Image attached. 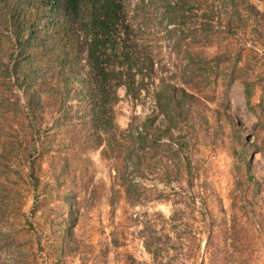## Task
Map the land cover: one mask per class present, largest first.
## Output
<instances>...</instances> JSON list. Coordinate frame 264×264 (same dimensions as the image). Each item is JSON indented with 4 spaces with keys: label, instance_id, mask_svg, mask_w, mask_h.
Here are the masks:
<instances>
[{
    "label": "rangeland",
    "instance_id": "1",
    "mask_svg": "<svg viewBox=\"0 0 264 264\" xmlns=\"http://www.w3.org/2000/svg\"><path fill=\"white\" fill-rule=\"evenodd\" d=\"M129 1L130 19L150 39L155 76L138 99L118 88L116 126H132L136 136L156 114L153 95L163 85L195 99L185 102L180 128L140 151L138 170L126 162L124 180L126 136L106 158L104 142L87 145L80 124L48 132L29 155L33 134L24 112L8 107L0 117V264H264V158L256 151L264 147V32L251 37L244 11L232 22L244 30L224 31L229 14L219 9L208 39L176 47L165 33L166 0H148L146 9ZM249 1L264 15V0ZM247 77L254 83L249 105ZM44 109L43 127L58 115ZM164 119L154 123L156 137Z\"/></svg>",
    "mask_w": 264,
    "mask_h": 264
},
{
    "label": "trees",
    "instance_id": "2",
    "mask_svg": "<svg viewBox=\"0 0 264 264\" xmlns=\"http://www.w3.org/2000/svg\"><path fill=\"white\" fill-rule=\"evenodd\" d=\"M212 2L201 7V0L165 1V33L175 39L176 47L188 39L187 43L208 39L215 29L211 22L219 9L229 14L224 31L244 30V26L232 24L241 21L244 11L247 21H251L248 31L251 37L258 38L264 32V15L249 0H217V6ZM129 3V0H0V117L8 107L24 112L33 134L29 155L38 151L37 144L48 132L55 136L58 129L69 132L77 125L83 126L84 135L89 138L87 145L104 142L106 148L101 154L106 158L110 150H115L117 139L126 136L128 143L120 146L124 149L121 155L124 180L126 162L132 164V172L138 170L143 158L140 151L158 143L170 130L180 128L184 104L194 94L183 87L168 85L154 93L157 112L143 121L136 136L132 126L125 130L116 126L118 88L123 86L128 96L138 99L155 76L150 39L142 26L136 24L135 28L129 17ZM139 3L140 9H146L150 2ZM169 25L173 27L168 29ZM238 61L235 60L233 69ZM242 84L249 105L254 83L247 77ZM16 90L22 91L24 103ZM46 105L58 115L51 125L43 127ZM159 115L164 116L166 124L156 137L154 123ZM256 148L264 158V147L260 144ZM29 160L33 164L34 159ZM29 177L35 191L37 178L33 167ZM126 188L127 192H133L134 186L129 184ZM145 247L155 254L149 245Z\"/></svg>",
    "mask_w": 264,
    "mask_h": 264
}]
</instances>
